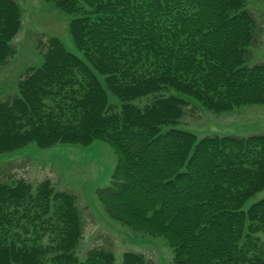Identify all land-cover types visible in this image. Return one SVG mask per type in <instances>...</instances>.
<instances>
[{"label": "trees", "instance_id": "trees-1", "mask_svg": "<svg viewBox=\"0 0 264 264\" xmlns=\"http://www.w3.org/2000/svg\"><path fill=\"white\" fill-rule=\"evenodd\" d=\"M47 2L72 16L83 58L49 37L42 63L0 101V154L104 140L116 164L96 197L110 218L164 238L173 264H264V198L243 209L264 188V133L198 138L174 127L185 97L214 112L264 104L248 0ZM21 18L16 0H0V65L14 55ZM150 94L151 103L134 105ZM55 189L49 179L0 181V264H114L105 248L78 256L81 209ZM123 254L120 264H155Z\"/></svg>", "mask_w": 264, "mask_h": 264}, {"label": "rangeland", "instance_id": "rangeland-1", "mask_svg": "<svg viewBox=\"0 0 264 264\" xmlns=\"http://www.w3.org/2000/svg\"><path fill=\"white\" fill-rule=\"evenodd\" d=\"M16 1L22 9L21 28L11 41L14 55L0 65V101L17 93L20 77L28 67L42 63L50 36L58 37L67 51L83 58L69 33L71 15L47 0ZM247 8L257 25L255 44L250 45V64L264 63V0H248ZM99 79L102 81L103 77ZM155 96L150 94L133 103L142 108ZM185 98L183 116L174 127L188 130L198 138L215 134L242 137L264 133V104L243 103L214 112L194 99ZM110 101L118 103L111 95ZM115 164L112 146L100 139L86 146L56 143L40 148L29 143L21 149L0 154V181L23 178L36 186L49 179L55 190L74 194L83 217L82 237L76 250L80 258H84L87 250L96 247L111 250L114 264L122 262L125 251L141 252L155 264H173L174 251L164 238L134 231L110 218L97 199L96 191L112 183ZM262 198L264 188L251 196L243 209Z\"/></svg>", "mask_w": 264, "mask_h": 264}]
</instances>
